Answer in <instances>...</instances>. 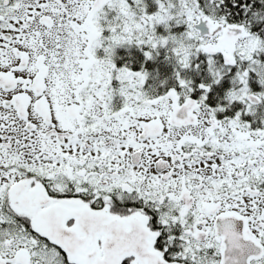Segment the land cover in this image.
Wrapping results in <instances>:
<instances>
[{"label": "snow or ice", "instance_id": "obj_1", "mask_svg": "<svg viewBox=\"0 0 264 264\" xmlns=\"http://www.w3.org/2000/svg\"><path fill=\"white\" fill-rule=\"evenodd\" d=\"M0 264H264V0H0Z\"/></svg>", "mask_w": 264, "mask_h": 264}]
</instances>
